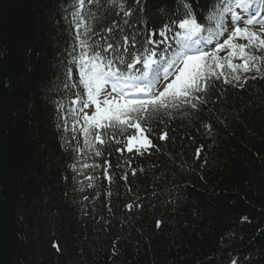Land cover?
I'll return each mask as SVG.
<instances>
[{
    "label": "trees",
    "instance_id": "1",
    "mask_svg": "<svg viewBox=\"0 0 264 264\" xmlns=\"http://www.w3.org/2000/svg\"><path fill=\"white\" fill-rule=\"evenodd\" d=\"M185 2L204 22L217 0H126L130 17L101 0L87 24L117 45L136 37L131 51H160L177 41L171 19ZM72 3L0 0V264H264V79L217 82L200 110L160 117L150 136L159 151L121 154L113 140L95 156L57 127L65 67L77 55ZM166 24L172 31L160 37ZM150 34L157 43L147 45Z\"/></svg>",
    "mask_w": 264,
    "mask_h": 264
},
{
    "label": "snow or ice",
    "instance_id": "2",
    "mask_svg": "<svg viewBox=\"0 0 264 264\" xmlns=\"http://www.w3.org/2000/svg\"><path fill=\"white\" fill-rule=\"evenodd\" d=\"M86 3L99 5L101 0H76L71 13V23L83 32L76 33L73 51L78 48L79 52L69 61L75 64L79 80L70 86L84 90L83 95L76 93V100L72 103L79 102L81 105L79 120L83 121L80 125L83 143L85 149H91L95 156L102 155L96 145L105 143L104 136H109L117 145H123L116 148L121 154L125 150L139 155L153 148L159 151L150 136L154 131L153 123L164 124V119L160 117L173 119V111L184 107L200 110L208 103L207 94L217 82L243 88L248 79L258 78L257 75L249 76V73L259 74V78L264 79V0H217L203 17L204 22L195 14L192 5L185 2L182 14H177L175 19L170 18L171 25L178 29L175 34L176 48L171 51V45L160 51L141 45L142 51H131L137 48L136 37L130 38L126 34L119 38L122 41L119 45L111 35L108 39L101 37L103 44L96 41L89 43L88 34L99 33L86 24L83 15ZM125 3L126 0H108L110 6L119 9L117 15L123 13L124 17H130L133 12L125 9ZM209 24H214V27H209ZM104 31L112 34L113 28ZM170 31L172 27L166 24L159 35L166 37V32ZM151 35L147 38V45L157 43ZM214 41V47L209 50ZM72 78L73 70L69 67L67 79ZM64 87L68 88L69 84ZM90 108H94L91 114L86 111ZM73 115H76L75 111ZM203 127L210 129L207 124ZM117 136L120 139H116ZM167 138V132L161 130L158 133L160 141ZM74 151L79 155L83 150ZM200 153L201 149L197 148V158ZM104 164L107 165L108 161ZM71 167L77 172L75 163ZM94 167L98 165H82L83 169ZM130 171L133 176L136 175L135 169ZM78 174L84 175L83 172ZM103 177L111 180L107 167L103 170ZM85 178L89 181L87 187L93 188L95 177ZM121 179H127V176ZM138 206L135 203L125 205L129 210ZM161 224L162 221H156L157 227ZM51 246L57 252L62 251L58 242H53ZM116 254L113 252V255Z\"/></svg>",
    "mask_w": 264,
    "mask_h": 264
},
{
    "label": "bare ground",
    "instance_id": "3",
    "mask_svg": "<svg viewBox=\"0 0 264 264\" xmlns=\"http://www.w3.org/2000/svg\"><path fill=\"white\" fill-rule=\"evenodd\" d=\"M97 33H99V35H93V39L92 40H96L98 37H100L102 35L101 29Z\"/></svg>",
    "mask_w": 264,
    "mask_h": 264
},
{
    "label": "rangeland",
    "instance_id": "4",
    "mask_svg": "<svg viewBox=\"0 0 264 264\" xmlns=\"http://www.w3.org/2000/svg\"><path fill=\"white\" fill-rule=\"evenodd\" d=\"M220 55H224V53H221ZM93 108L88 109V112H91Z\"/></svg>",
    "mask_w": 264,
    "mask_h": 264
}]
</instances>
